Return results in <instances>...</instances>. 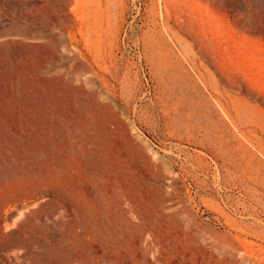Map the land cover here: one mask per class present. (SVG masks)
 <instances>
[{"label":"rangeland","instance_id":"374dc122","mask_svg":"<svg viewBox=\"0 0 264 264\" xmlns=\"http://www.w3.org/2000/svg\"><path fill=\"white\" fill-rule=\"evenodd\" d=\"M0 264H264V0H0Z\"/></svg>","mask_w":264,"mask_h":264}]
</instances>
